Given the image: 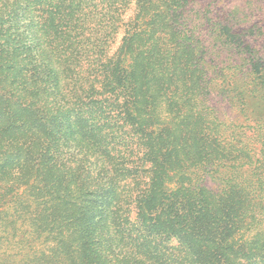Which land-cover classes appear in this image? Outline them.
I'll return each mask as SVG.
<instances>
[{"label":"trees","instance_id":"1","mask_svg":"<svg viewBox=\"0 0 264 264\" xmlns=\"http://www.w3.org/2000/svg\"><path fill=\"white\" fill-rule=\"evenodd\" d=\"M0 264H264V0H0Z\"/></svg>","mask_w":264,"mask_h":264}]
</instances>
